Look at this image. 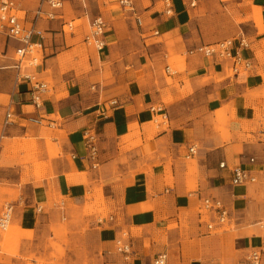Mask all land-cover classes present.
Returning <instances> with one entry per match:
<instances>
[{
  "label": "crops",
  "instance_id": "obj_1",
  "mask_svg": "<svg viewBox=\"0 0 264 264\" xmlns=\"http://www.w3.org/2000/svg\"><path fill=\"white\" fill-rule=\"evenodd\" d=\"M91 1L100 12V0H87L86 9L81 0L65 4H78L77 19L92 20L97 15H91ZM151 1L152 8L145 13L155 8L156 0ZM253 6L259 12L263 38L243 49L236 42L234 54L238 52L239 60L192 55L177 64L175 72L165 65L166 76L165 62L153 58L154 53L164 52L165 45L149 47L144 40L148 27L143 23L139 27L135 18L146 55L130 49L123 32L132 19L125 16L113 24L106 21L110 31L104 34L98 59H76L67 67L82 71L64 73L58 62L49 61L72 50L66 45L65 13L64 20H40L43 51L55 54L46 53L34 71L43 74L51 67L59 86L53 90L48 86L38 106L33 99L36 93L26 85L16 91V86L11 102L17 116L4 127L10 133L2 132L4 106L0 104V159L5 139L6 144H14L32 134L48 165L40 181L27 178L24 183L18 166L0 168V184L6 181L19 190L17 200L11 202L18 228L0 237V264H38L31 256L43 243L51 219L79 216L87 206L93 209L84 217L89 257L100 249L111 254L116 241L125 239L132 253L122 264H152L161 253L167 256L166 264H248L247 255L260 249L264 237L241 230L225 245L224 233L215 226L220 212L206 211L200 204L204 199L220 201L227 218L239 215L242 222L264 214V193L259 187L232 184L234 167L247 166L252 156L264 161V145L257 141L264 113V98L257 93L264 88V0H253ZM173 7V15L166 16L163 4L151 30L162 35L184 27L180 35L187 40L195 39L196 30L200 43L193 46L203 45L196 18L181 0H173ZM113 12L117 17L124 14L121 9ZM33 15L28 11L27 19ZM11 42L10 47H15ZM168 67L172 72L166 71ZM104 71L111 77L103 80L99 91L91 92V80ZM221 115L223 125L217 123ZM30 117H42L43 124L30 123ZM44 128L61 135L39 137ZM91 146L97 150L95 168ZM263 176L259 172L257 182ZM98 210L108 217L98 219ZM67 257L72 261V255Z\"/></svg>",
  "mask_w": 264,
  "mask_h": 264
},
{
  "label": "rangeland",
  "instance_id": "obj_2",
  "mask_svg": "<svg viewBox=\"0 0 264 264\" xmlns=\"http://www.w3.org/2000/svg\"><path fill=\"white\" fill-rule=\"evenodd\" d=\"M39 1L40 0H21L22 12L20 14L25 16L28 11L34 12L38 7ZM103 1L107 3L105 7L102 5ZM164 1L165 0H156L155 8L151 12L145 13L146 8H152V1L134 0L137 12L143 17V26L145 28L148 27L149 30L145 35L146 39H144L147 41V45L149 47L153 44L165 45L164 52H162L161 55L154 53L153 58L159 56V58H155V61L165 62V64L163 63L162 73L166 76L165 65H170L175 72V66L177 64H184L188 57H192V55L188 54V50L193 48L194 44H199L200 39L196 30L194 31V40L185 39L184 36L180 35V30L184 31V27L162 35H156L154 31L151 30L156 27L154 24V17L159 11L163 10ZM181 3L183 4V7H185V9L196 18L195 22L197 27L201 30V40L205 42V45L224 39L237 40L240 37L245 38L248 43H254L263 38V25L260 24L258 20L259 12L253 6V0H205L195 8H192L188 4V0H181ZM96 7V3L91 1L89 4L91 15L94 16L102 13L106 19L105 21H108L110 24L117 22L118 19L124 18L125 16L132 19L131 27L124 25L123 33L127 35V39H129L132 52H141V50H143V42H141V37L134 21L135 14L123 10L124 14L117 17L113 14V11L120 9L118 3L110 4L107 0H100V12H98L99 10ZM80 9L81 8L78 4H74V2L73 4L66 3L63 9L65 19L67 23L70 24V27H65L67 34L66 45L72 50L63 51L56 59L49 61V64L52 62H58L61 66V73L69 70L81 72L82 70L80 69L67 67L68 63L74 62L76 59H80L81 61L88 60V58L98 59V47L96 43L92 40H89V42L86 43L84 41L90 35L91 20L88 17L85 18V16L77 19V13L80 15ZM107 31H110V27L107 28ZM73 33H75V37L73 36ZM5 42L6 35L2 33L0 34V104L4 106L2 123L4 121L5 112L11 102V94L14 92L16 86V91L22 89L21 84H16V78L18 75L17 69L14 67L7 68L8 66H13L18 61L19 57L15 54L12 47H10L9 50L6 49ZM46 53H48V55H46L48 57L55 54L49 50H47ZM46 53L39 47H36V50L31 54H28L22 63L21 76H31L34 83L43 82L53 90L59 86V80L55 77L51 67H48L45 73L40 74L39 71H34L33 66L34 57L39 60L38 64H43ZM143 53L146 55L144 50ZM109 77H111L110 72L104 71L103 74H98L91 80L92 83L89 90L91 92L99 91V87H102V85H99L101 83L103 84V80ZM172 80V78H167V81L170 83ZM22 81H24V79H22ZM94 86L95 88H93ZM257 93L253 94L264 98V88ZM45 96L46 94L42 97ZM217 120V123H221V125L225 122L222 115L221 117L219 116ZM151 124H153V122ZM1 128L4 134L12 132L11 130H6L3 124L1 125ZM60 135L61 132H58L57 130L44 128L39 137L48 138L58 137ZM246 138L247 137L244 139ZM6 141L7 140L5 139L2 144L5 149L0 159V168H8L9 166L15 165L21 169L23 183L27 178L32 181H40L43 178L44 168H47L48 162L47 158L42 156L41 148L39 144H36L32 134H27V137L14 144H6ZM244 186L259 187L263 194L264 176L257 183L245 184ZM18 195V188H10L9 183L6 181L0 184V217L6 210V206L17 200ZM200 206L204 208L203 202ZM87 210L92 212V206L85 207V211L79 216H70V214H67V216L65 215L62 218L57 216L55 219H51L49 231L44 233L43 243L35 248L31 257L37 261L38 264H122L123 258L118 252L116 243L114 244L111 254H104L103 250L100 249L98 255L89 257L90 248L85 244L84 239L85 229L88 225L84 219ZM195 210L199 211L198 207H196ZM101 211L102 210L97 211L99 213L97 216L98 219L108 217L107 214H100ZM241 218L242 216L233 215L232 217L226 218L223 224L218 223L215 225L216 228L221 229V232L224 233L222 236H224L223 243L225 245H229L233 240H230L232 234L241 230L244 232L246 231L247 234L250 235L256 233L259 236L264 237V229L263 232L261 231L260 233V226L258 225L260 221H264V214L259 215L257 219L255 218L252 221L242 222ZM87 222H89V220H87ZM17 228V220L14 215H12L7 228L2 229L0 227V237L8 232L14 233L17 231ZM68 255H72V257H70L72 258V261L67 260L69 258L67 257Z\"/></svg>",
  "mask_w": 264,
  "mask_h": 264
},
{
  "label": "built area",
  "instance_id": "obj_3",
  "mask_svg": "<svg viewBox=\"0 0 264 264\" xmlns=\"http://www.w3.org/2000/svg\"><path fill=\"white\" fill-rule=\"evenodd\" d=\"M205 0H188V4L195 8L198 4L204 2ZM66 0H40L38 7L34 11V15L29 20L27 15L20 17L22 8L17 0H0V34L6 35L5 47L9 50L10 41L16 43V46L13 47L15 54L19 57L18 61L13 65L18 71L17 83L29 87V90L35 94L46 88L45 85L36 82H32L30 76H20V71L22 68L23 60L28 54H31L34 51L35 47H39L42 51L44 50V32L39 28L38 23L42 19L47 21L53 20H64L63 9L65 6ZM83 3V8L86 9L87 0H81ZM120 9L132 12L135 14V20L139 27H142V19L137 14L134 0H118L117 1ZM165 10L164 13L166 16H172L174 13L173 0H165ZM86 14V12H85ZM65 26H69V23H65ZM91 30L90 35L85 39L86 42L92 40L96 43L98 50L104 48V34L107 30V22L101 15L93 17L90 23ZM238 43L239 46L247 48L249 43L245 38L240 37L239 39H224L219 40L212 44H203L195 46L188 50L189 55H200L209 59L214 58H225L227 60H239L240 55L238 52L234 54L235 43ZM6 54V53H3ZM170 73L169 67L166 70ZM24 79V81H22ZM27 80V81H25ZM39 96L35 94L33 99H35L34 104L38 106L40 104ZM159 110V108H154L153 110ZM17 114L13 103L10 102L8 111L6 112L3 126L8 127L12 124L13 120L16 118ZM29 122L36 125H42V117H30ZM258 143L264 145V113L262 117V126L258 131ZM90 157L92 160H95L93 167H97V150L94 146H91ZM225 163H221V167H224ZM261 172L264 174V161H260L255 156H252L248 160V165H238L232 169V184L233 185H245V184H254L257 182L258 173ZM204 209L207 211L209 209H215L220 212L219 223L224 222L228 216V212L223 207L220 201H212L210 199H204ZM13 204H8L6 210L0 217V227L6 229L9 222L12 218V213L14 212ZM118 252L121 254L124 260H129V256L132 253L131 246L129 242L125 239L117 240ZM261 249L253 250L250 255L247 257L248 264H263L262 255L264 253V239L262 240ZM167 256L164 253L158 254L152 264H166Z\"/></svg>",
  "mask_w": 264,
  "mask_h": 264
},
{
  "label": "bare ground",
  "instance_id": "obj_4",
  "mask_svg": "<svg viewBox=\"0 0 264 264\" xmlns=\"http://www.w3.org/2000/svg\"><path fill=\"white\" fill-rule=\"evenodd\" d=\"M43 31V30H42ZM34 50H36V47L34 48ZM39 50V49H38ZM37 61V62H36ZM38 62H39V60L36 58V57H34V68H36V67H38L39 66V64H38ZM170 69V68H169ZM172 72V71H171ZM18 76V75H17ZM25 76H28V75H25ZM19 77H23V76H21V71H20V76ZM31 77V76H30ZM31 80H32V82L34 83V81H33V78L31 77ZM16 81H17V78H16ZM25 81H27V80H25ZM38 83H41V84H43V85H45L43 82H38ZM35 84V83H34ZM22 85V84H21ZM46 86V88L44 89V90H42V91H40V92H37L36 93V95L37 96H39L38 98H39V103H41V99H42V96H43V94L47 91V89H48V85H45ZM8 111V110H7ZM5 115H6V113H5ZM5 115H4V118H5ZM204 204V203H203ZM12 215H13V213H12ZM225 222V221H224ZM224 222H221L220 224H223ZM261 227L262 228H264V222H262L261 223ZM116 244H117V241H116ZM261 249V248H260ZM257 250H259V249H257ZM252 252V251H251ZM250 252V253H251ZM250 253L248 254V255H250ZM121 255V254H120ZM248 255H247V257H248ZM264 258V253H263V255H262V259ZM246 261H247V258H246Z\"/></svg>",
  "mask_w": 264,
  "mask_h": 264
}]
</instances>
